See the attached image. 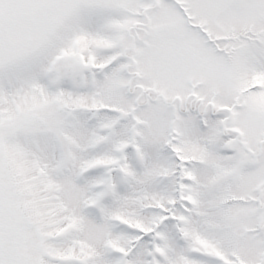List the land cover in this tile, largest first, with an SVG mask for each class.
<instances>
[{"label": "snow or ice", "instance_id": "snow-or-ice-1", "mask_svg": "<svg viewBox=\"0 0 264 264\" xmlns=\"http://www.w3.org/2000/svg\"><path fill=\"white\" fill-rule=\"evenodd\" d=\"M0 264H264V0H0Z\"/></svg>", "mask_w": 264, "mask_h": 264}]
</instances>
